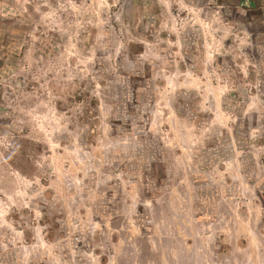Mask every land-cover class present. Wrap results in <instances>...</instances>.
<instances>
[{
	"label": "rangeland",
	"instance_id": "374dc122",
	"mask_svg": "<svg viewBox=\"0 0 264 264\" xmlns=\"http://www.w3.org/2000/svg\"><path fill=\"white\" fill-rule=\"evenodd\" d=\"M0 264H264V0H0Z\"/></svg>",
	"mask_w": 264,
	"mask_h": 264
}]
</instances>
